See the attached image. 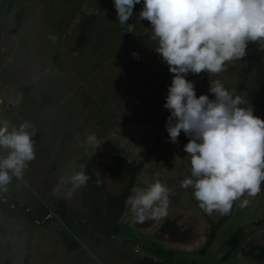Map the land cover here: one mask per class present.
Segmentation results:
<instances>
[{"label":"rangeland","instance_id":"rangeland-1","mask_svg":"<svg viewBox=\"0 0 264 264\" xmlns=\"http://www.w3.org/2000/svg\"><path fill=\"white\" fill-rule=\"evenodd\" d=\"M3 1L7 0H0V120L10 128L30 122L36 142L35 158L0 196L15 200L19 208L64 200L84 211V184L69 178L85 171L106 191L119 194L131 177L113 179L106 164L116 155L144 162L134 188L159 180L171 192L165 215L146 214L140 221L127 205L116 237L98 247L90 244L88 252L85 248L79 254L67 251L59 233L64 226L59 215L47 225L33 226L0 210V264H136L142 256L153 255V248L166 251L159 255L166 264H264V259L245 252L264 247V181L259 193H245L233 202L230 218L202 252L211 222L225 213L205 212L193 196L194 189L181 186L191 175L190 156L184 151L189 137L181 131L173 143L166 131L170 112L163 105L174 74L167 72L169 66L155 51L158 40L153 39L150 21L138 19L143 3L137 16L130 17L133 21L127 22L134 24L129 32L128 24L118 22L114 0H23L27 18L14 31L17 9L8 10V2ZM97 12L85 45L78 48L82 25ZM132 33L135 46L129 48ZM53 34L57 39L50 38ZM259 49L258 41H249L246 55L227 61L225 70L189 72L186 78L194 81L197 97L206 94L212 99L209 88L215 81L234 96L246 77L240 106L252 107L253 114L264 119V104L245 102L252 83L264 73L262 67L246 73L247 63ZM3 85L8 92L5 102ZM91 133L97 137L95 145L86 142ZM6 154L0 149V155ZM245 199L247 205L241 206ZM167 221L180 226L177 234L164 232ZM239 227H244V239L225 258L227 240Z\"/></svg>","mask_w":264,"mask_h":264},{"label":"clouds","instance_id":"clouds-1","mask_svg":"<svg viewBox=\"0 0 264 264\" xmlns=\"http://www.w3.org/2000/svg\"><path fill=\"white\" fill-rule=\"evenodd\" d=\"M141 2L138 19L150 21L153 39L158 40L155 51L174 74L163 105L170 112L166 131L173 143L181 131L189 137L184 151L190 156L191 175L181 186L194 189L205 212L227 213L245 193L262 190L264 119L255 116L252 107H241V97L233 96L220 81L210 85L214 98L197 97L194 81L186 76L225 70L227 61L246 55L249 41L264 46V0H114L118 22L128 24L129 32L134 24L127 22ZM50 38L57 39L54 34ZM35 134L28 121L10 128L0 120V149L7 150L0 155V191H7L14 177L21 178L27 162L35 158ZM86 142L95 145L96 135L89 134ZM69 179L83 185L89 177L81 171ZM133 192L126 203L140 221L146 214H166L171 190L161 181ZM247 203L245 199L241 206Z\"/></svg>","mask_w":264,"mask_h":264},{"label":"trees","instance_id":"trees-1","mask_svg":"<svg viewBox=\"0 0 264 264\" xmlns=\"http://www.w3.org/2000/svg\"><path fill=\"white\" fill-rule=\"evenodd\" d=\"M8 2V10L17 9L15 14L16 27L14 31L18 30V27L26 20L27 6L23 0H7L3 3ZM139 4H136L133 16H137ZM100 12L93 13L90 15L85 23L81 27V34L77 39V47L85 45L87 40L86 32L90 28L92 22L99 15ZM133 21L129 19L128 22ZM135 33H132V39L128 43L129 48L135 46L134 43ZM259 44V42H258ZM260 45V44H259ZM264 46H260L259 52L255 57L247 63L246 73L247 75L257 68L262 67L264 69ZM168 73L173 74L167 70ZM247 84V78L245 77L237 87V91L234 96H240ZM214 98V97H213ZM255 100L260 101L264 104V73L262 77L257 78L250 88V93L246 99V103H253ZM144 162H132L128 161L125 157L116 155L111 161L106 164V168L112 174L113 179L121 181L127 176H130V180L125 188L119 194H112L106 191L104 184H96L91 178L84 184L82 196L83 206L86 208L84 211H77L72 207L68 206L67 201H59L52 203L51 206L46 203H42L39 207L32 209L19 208L18 204L14 200L4 199L0 196V210L10 216H17L27 220L31 225H47L51 223L53 219L57 218V215L63 220L64 226L60 230V236L64 242V245L68 252L75 251L77 254L81 251H85L88 245L98 247L102 245L106 239L115 238L120 228V218L123 216L127 207V198L132 195L134 189L135 177L138 171L143 167ZM53 210L56 211V216H49ZM231 211L223 214L218 221H212L210 225V232L208 240L202 249L205 251L212 241L215 239L217 230L222 227L224 223L230 218ZM180 226L175 221H167L163 226L165 233L174 235L177 234ZM244 239V227H239L227 240L229 246L226 252L225 258L232 252L237 250L241 242ZM90 249V248H89ZM153 255L147 254L136 260V264H166L164 260L159 258V255L166 254V251L161 248L151 250ZM247 255L252 256L254 259H264V247L259 251L250 249L245 251ZM168 254H172L169 252ZM91 257V255H89Z\"/></svg>","mask_w":264,"mask_h":264},{"label":"water","instance_id":"water-1","mask_svg":"<svg viewBox=\"0 0 264 264\" xmlns=\"http://www.w3.org/2000/svg\"><path fill=\"white\" fill-rule=\"evenodd\" d=\"M1 97L5 98V99L8 97V92H7V88L5 85H3V88L1 91Z\"/></svg>","mask_w":264,"mask_h":264},{"label":"flooded vegetation","instance_id":"flooded-vegetation-1","mask_svg":"<svg viewBox=\"0 0 264 264\" xmlns=\"http://www.w3.org/2000/svg\"><path fill=\"white\" fill-rule=\"evenodd\" d=\"M3 101L5 102V98H3Z\"/></svg>","mask_w":264,"mask_h":264}]
</instances>
